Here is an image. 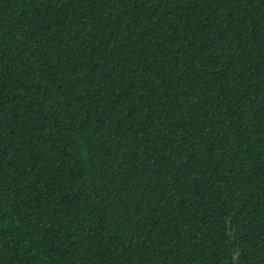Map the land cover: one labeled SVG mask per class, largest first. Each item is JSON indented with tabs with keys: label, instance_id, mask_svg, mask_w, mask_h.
<instances>
[{
	"label": "trees",
	"instance_id": "trees-1",
	"mask_svg": "<svg viewBox=\"0 0 264 264\" xmlns=\"http://www.w3.org/2000/svg\"><path fill=\"white\" fill-rule=\"evenodd\" d=\"M0 264H264V0H0Z\"/></svg>",
	"mask_w": 264,
	"mask_h": 264
}]
</instances>
